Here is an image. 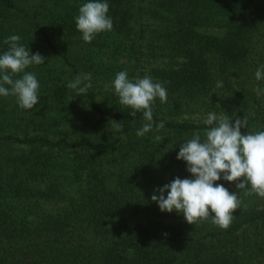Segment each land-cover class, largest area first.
Wrapping results in <instances>:
<instances>
[{
    "label": "trees",
    "instance_id": "trees-1",
    "mask_svg": "<svg viewBox=\"0 0 264 264\" xmlns=\"http://www.w3.org/2000/svg\"><path fill=\"white\" fill-rule=\"evenodd\" d=\"M86 2L0 0V54L15 34L48 58L26 69L40 82L33 109L0 96V264H264V198L241 190L227 230L151 200L191 178L179 144L203 137L209 113L264 131V0H107L113 29L91 43L74 19ZM124 70L167 89L152 105L159 132L136 135L143 113L112 86ZM84 73L92 87L75 95L67 84Z\"/></svg>",
    "mask_w": 264,
    "mask_h": 264
},
{
    "label": "clouds",
    "instance_id": "clouds-1",
    "mask_svg": "<svg viewBox=\"0 0 264 264\" xmlns=\"http://www.w3.org/2000/svg\"><path fill=\"white\" fill-rule=\"evenodd\" d=\"M108 13L107 0H87L79 7L74 19L86 43H91L97 34L113 29ZM20 41L21 37L15 34L4 41L8 50L0 54V96H13L19 107L31 110L40 101V82L34 72L26 69L45 64L48 58L39 52L32 53ZM255 78L264 79V65L256 70ZM112 86L119 103L130 107L132 115L137 111L143 113L146 123L136 135L143 137L152 131L155 124L152 105L157 98L161 103L167 102V89L163 84L154 82L150 75L129 79L124 70L116 74ZM67 87L75 95L84 96L92 87L91 73L77 75ZM217 87H222V82H217ZM204 123L210 127L203 137L194 133L192 138L179 144L176 158L186 162V171L191 178L177 176L154 189L151 200L158 204L162 212L175 210L183 214L188 224L210 220L227 230L234 220V212L241 206V190L244 195L256 194L264 198V131L242 132L241 129L248 126L247 117H237L233 122L226 115L209 113ZM163 128V121L155 124L157 132ZM113 129L121 131L122 124L113 121ZM155 139L163 140V137L156 136ZM220 180L235 182L237 191L230 192L223 184L216 183Z\"/></svg>",
    "mask_w": 264,
    "mask_h": 264
}]
</instances>
